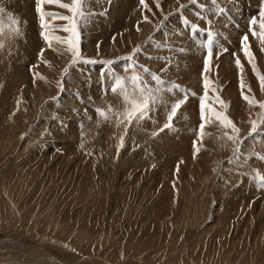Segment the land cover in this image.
Returning a JSON list of instances; mask_svg holds the SVG:
<instances>
[{
	"label": "rangeland",
	"instance_id": "1",
	"mask_svg": "<svg viewBox=\"0 0 264 264\" xmlns=\"http://www.w3.org/2000/svg\"><path fill=\"white\" fill-rule=\"evenodd\" d=\"M39 7L72 15L57 4ZM81 7L74 62L67 44L44 39L70 37L62 30L68 21L46 16L45 28L37 0H0V248L9 254L0 264H56L36 255L58 264H264V125L248 135L264 112L257 75L264 39L253 35L264 0H81ZM114 74L130 96L133 75L172 91L156 93L164 103L129 124ZM214 112L240 129L237 142Z\"/></svg>",
	"mask_w": 264,
	"mask_h": 264
},
{
	"label": "snow or ice",
	"instance_id": "2",
	"mask_svg": "<svg viewBox=\"0 0 264 264\" xmlns=\"http://www.w3.org/2000/svg\"><path fill=\"white\" fill-rule=\"evenodd\" d=\"M144 0H141V3H143ZM193 2H195V0H193ZM215 2V0H214ZM43 3H49V4H57L60 8H64V9H68L72 15L71 16H59V14L57 13H51V12H44L39 5L43 4ZM37 5L38 8L37 10L40 12V19H41V23L45 28H48L49 25L44 24V20L45 17H52L53 19H62L65 21H68L69 26L67 27H63L62 30L68 33H71L70 37H60V36H49V35H44V39L46 41L49 42V46H51V40L55 39L57 42H61V43H65L68 45V51H70L72 53V56L74 57V62H75V58H78L80 53H79V48L77 47L78 45V32H77V25H76V21L75 18L76 17H80L83 18L84 17V12L82 10L81 7V0H72V3H61L60 0H37ZM4 9L0 8V13H3ZM9 20L11 21V24L9 25V29L14 32L19 34V21L14 19L11 15H9ZM257 20L255 18H253L252 20H250V24L255 26L257 25ZM193 27L195 28L196 26L193 25ZM259 28H260V32L257 33L255 31V29H253V35L257 36L259 35L260 38L264 39V11H262L260 13V20H259ZM3 32V26L2 24H0V33ZM243 41V50H244V54L246 57L249 58V63H252L253 65V69L255 70L256 65L253 62V54L248 50V37L247 35H245L242 38ZM212 33H209V39L207 41V48H208V52H207V56L208 58H211L212 56ZM3 47V43L0 42V48ZM129 61L132 60V57H128L127 58ZM110 63V62H109ZM207 64V61H206ZM236 64L238 67L241 68L242 70V65L239 59L236 60ZM128 67H134V65L130 64L126 66V70ZM257 75L261 81L262 86H264V75H260L259 72H257ZM151 78L153 81L156 82V85H163V81L161 80V78L159 76H157L156 74H151ZM114 79H115V85L112 87V91L115 93L117 92V90H119L121 92V94L123 95V99L125 100L126 104L128 105V107L126 108V110L122 113L124 120H127L129 124H131V122L133 120H143L145 118H150L149 117V112L153 110V108L150 107V105H155L157 103H164L163 98L159 97L158 95H156V93H159L161 91H172V88H168V89H162L160 87H151L147 84V81H142L141 77H139L138 75H133L130 80L131 83L134 85L133 88V92L136 93V95H132L130 96L127 92V89L124 86L123 83V78L119 77L118 75L114 74ZM243 82L241 84V87L243 89ZM172 87H178L176 85H173ZM204 88H205V97L207 96V91H208V83L205 82L204 84ZM187 96L188 93L185 91L184 92V98L177 100L175 103H173L171 105V111L169 112L167 119L169 121V123H166L164 125L165 128H171V121L173 119V117L175 116L177 110L181 107L182 104H184L187 100ZM243 99L248 101V103L251 105L253 103H256V101L254 100V98H250L247 95H243ZM227 107V105H225V108ZM259 107L261 109H264V103H261L259 105ZM200 110H201V124H200V132L201 134H203L204 132V128H205V112H206V107L205 104L203 102V98L201 100V105H200ZM208 112H213L212 109H207ZM98 114L107 119V113L104 112L102 109H97ZM214 116L216 119H218L220 121V124L223 128H231V131L233 133V135H228L227 132L224 133V135L227 136V138L229 140H232L234 143L238 141L239 138V132L240 129L238 127H236V125L232 122V120L230 118H228L226 115H222L220 112H214ZM260 119H259V123H257L256 121L252 122V127H251V131L249 132V136H252L253 134H257L258 133V128L260 127V125H264V112H261L259 114ZM124 120H121L120 123H123ZM126 130V129H125ZM121 144H123V138H121ZM237 152L239 151V146H237ZM259 159H264V157H258ZM260 180V187H264V176H261L259 178Z\"/></svg>",
	"mask_w": 264,
	"mask_h": 264
},
{
	"label": "bare ground",
	"instance_id": "3",
	"mask_svg": "<svg viewBox=\"0 0 264 264\" xmlns=\"http://www.w3.org/2000/svg\"><path fill=\"white\" fill-rule=\"evenodd\" d=\"M23 1H24V0H22V2H23ZM17 5H18V4H17ZM15 8H16V6H15ZM21 8H22V7H21ZM23 9H24V8H23ZM18 246H19L20 248H22V246H21L20 244H19ZM1 250H2V251H1ZM32 250H33V249H32ZM32 250L24 249V248H23V251H24V252H25V251L28 252V253H27V256H29V257H31V255H32L33 253H36V252H34V251H32ZM6 255H9V254L5 253L4 250H3V248H2V249L0 248V256L2 257V256H6ZM35 255H36V254H35ZM44 256H46V255H44ZM37 257H38L39 259L46 260V262H47V261H48V262H55L56 264H58V260L53 259L52 257H50V258H46V257L43 258V257L40 256V255H39V256H37V255L34 256L35 259H36ZM52 264H54V263H52ZM59 264H66V263H65V261H64V262H61V261H60Z\"/></svg>",
	"mask_w": 264,
	"mask_h": 264
}]
</instances>
